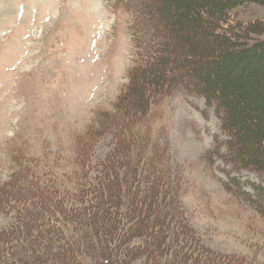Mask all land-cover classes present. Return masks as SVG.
<instances>
[{
  "label": "trees",
  "instance_id": "1",
  "mask_svg": "<svg viewBox=\"0 0 264 264\" xmlns=\"http://www.w3.org/2000/svg\"><path fill=\"white\" fill-rule=\"evenodd\" d=\"M250 5L264 0H117L135 16L129 83L76 140L68 169L54 160L34 177L25 162L0 187L12 218L0 264H261L210 248L191 225L157 110L180 91L203 98L226 137L205 158L264 182V23L239 18ZM232 172L225 190L263 217V183Z\"/></svg>",
  "mask_w": 264,
  "mask_h": 264
},
{
  "label": "rangeland",
  "instance_id": "2",
  "mask_svg": "<svg viewBox=\"0 0 264 264\" xmlns=\"http://www.w3.org/2000/svg\"><path fill=\"white\" fill-rule=\"evenodd\" d=\"M116 2L0 0V187L25 162L34 177L54 160L68 169L76 140L98 122L97 114L114 112L136 59L135 16L115 10ZM239 18L264 23V8L250 5ZM157 110L159 139L178 168L176 186L191 225L210 248L264 263V216L225 190L231 167L205 158L216 137L226 139L214 110L183 91ZM230 176L264 185L248 171ZM10 221L0 213V230Z\"/></svg>",
  "mask_w": 264,
  "mask_h": 264
}]
</instances>
